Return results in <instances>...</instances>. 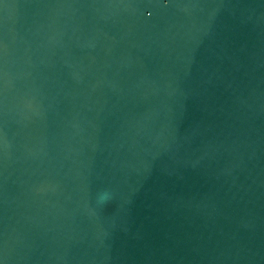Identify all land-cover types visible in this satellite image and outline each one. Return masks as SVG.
<instances>
[{
    "label": "water",
    "instance_id": "1",
    "mask_svg": "<svg viewBox=\"0 0 264 264\" xmlns=\"http://www.w3.org/2000/svg\"><path fill=\"white\" fill-rule=\"evenodd\" d=\"M0 264H264V0H0Z\"/></svg>",
    "mask_w": 264,
    "mask_h": 264
}]
</instances>
